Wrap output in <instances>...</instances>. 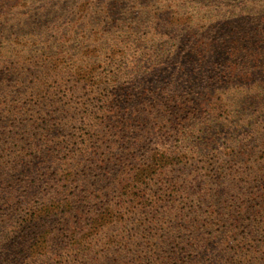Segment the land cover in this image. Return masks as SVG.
Listing matches in <instances>:
<instances>
[{"label": "trees", "instance_id": "trees-1", "mask_svg": "<svg viewBox=\"0 0 264 264\" xmlns=\"http://www.w3.org/2000/svg\"><path fill=\"white\" fill-rule=\"evenodd\" d=\"M234 43L196 52L212 66L204 102L163 99L152 79L164 68L142 61L130 71L111 58L92 97L48 81L65 56L34 58L39 69L19 80L1 66L0 264H264V88L241 85L260 71L214 68L231 62ZM202 76L192 69L193 81ZM221 95L228 108H254L239 124L261 120L225 152L213 147L234 116L216 106ZM185 110L201 113L192 150L157 116ZM193 206L198 214H180Z\"/></svg>", "mask_w": 264, "mask_h": 264}, {"label": "rangeland", "instance_id": "rangeland-1", "mask_svg": "<svg viewBox=\"0 0 264 264\" xmlns=\"http://www.w3.org/2000/svg\"><path fill=\"white\" fill-rule=\"evenodd\" d=\"M234 40L239 47L231 62L222 61L214 68L260 71L257 78L241 85L264 88V0H0V67H10L8 72L0 70V79L6 77V72H16L11 80H19L18 73L35 74L46 55H62L66 62L60 57L53 59L48 81L74 92L75 97L85 93L83 85L92 97L89 90L96 89L97 78L111 69L109 61L113 58L114 64L130 71L136 69L139 61L147 70L152 66L164 68L163 75L152 79L153 88L163 99L181 94L191 100L199 97L201 102L208 101L207 90L214 87L210 78L212 66L208 54L200 65L196 52L210 44L234 45ZM38 57L42 61L33 64L32 60ZM192 69L203 75L202 79L193 81ZM2 83L6 85V80ZM229 86L224 84L223 91ZM219 98L216 106L228 108L230 95ZM151 101L145 108L155 112L157 107L150 108ZM228 109L234 116L228 119L227 128L214 144L216 151L225 152L227 146L245 142L260 131L261 120H245L240 125L235 119L240 114L251 118L254 108ZM157 112L159 120H171L180 138L190 139L186 145L192 150L196 144L195 123L201 113L185 110L168 116ZM194 192L191 187L184 196L191 200ZM168 211L171 213H165L172 217L173 211ZM195 211L194 206L185 207L180 214L191 217L198 214Z\"/></svg>", "mask_w": 264, "mask_h": 264}]
</instances>
